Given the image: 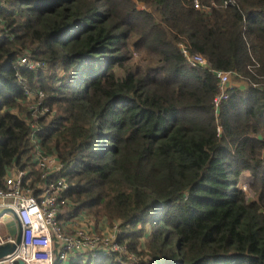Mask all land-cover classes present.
Listing matches in <instances>:
<instances>
[{
  "label": "trees",
  "instance_id": "1",
  "mask_svg": "<svg viewBox=\"0 0 264 264\" xmlns=\"http://www.w3.org/2000/svg\"><path fill=\"white\" fill-rule=\"evenodd\" d=\"M0 2V187L11 168L37 180L36 147L136 264H264V0ZM213 71L231 74L216 107Z\"/></svg>",
  "mask_w": 264,
  "mask_h": 264
},
{
  "label": "built area",
  "instance_id": "2",
  "mask_svg": "<svg viewBox=\"0 0 264 264\" xmlns=\"http://www.w3.org/2000/svg\"><path fill=\"white\" fill-rule=\"evenodd\" d=\"M2 6L0 2V8ZM192 6L196 10L200 9L197 0H193ZM177 47L190 68H209L205 57L189 53L182 44ZM18 65L29 71H35L39 66L38 63L24 57L19 59ZM212 73L218 88V94L213 99L216 107L230 86L231 74L222 71ZM24 96L27 107L34 115L41 105L42 94L33 95L24 90ZM46 112L45 108H41L40 115ZM31 128L30 139L33 141L37 128L35 125H31ZM32 152L31 163L37 180L31 181L25 171L11 168L3 177L0 187V212H12L21 230L19 244L11 254L0 259V264H15L16 260L23 264H65L66 261L70 263L98 256L115 255L116 260L121 257L128 260L129 256H133L117 242L116 223L110 226L105 224L96 232L93 222L82 213L77 214L78 217H73L71 224L69 221L61 222L63 212L67 210L69 214L73 213L75 207L64 196L68 185L63 178V167L53 155L44 154L36 147ZM6 243L14 244V236L0 239V245Z\"/></svg>",
  "mask_w": 264,
  "mask_h": 264
},
{
  "label": "rangeland",
  "instance_id": "3",
  "mask_svg": "<svg viewBox=\"0 0 264 264\" xmlns=\"http://www.w3.org/2000/svg\"><path fill=\"white\" fill-rule=\"evenodd\" d=\"M137 6H138V9H141V6H139V5H137ZM247 181H248L247 176L246 175H241L239 177V179H238V185L237 186H238V188H240L242 191H244L246 193L247 199L250 200L251 199V194L246 189V182ZM88 217H89V220L91 222H93V224H94V227H95L94 230L96 232H99V228L97 227V225H98L97 223H98L99 219H97V218H95L93 216H88ZM11 220H12V216L10 214H6L4 217L0 218V232L2 234L8 233V235L10 233V236L13 237L14 236V233L12 232V223H11ZM73 220L74 219L71 218V220L69 221V224L73 223ZM113 223H116V222H108V223H106V226L107 225L110 226ZM129 257L130 258H128V260L126 262L127 264H136V263L139 262V258L138 257H136L134 255L133 256H129ZM144 258L147 259L146 261H150L151 262V260H150L149 257L148 258L147 257H144ZM67 263H69V261H66L65 262V264H67ZM151 264H153V263L151 262Z\"/></svg>",
  "mask_w": 264,
  "mask_h": 264
},
{
  "label": "water",
  "instance_id": "4",
  "mask_svg": "<svg viewBox=\"0 0 264 264\" xmlns=\"http://www.w3.org/2000/svg\"><path fill=\"white\" fill-rule=\"evenodd\" d=\"M4 213H8L12 216V218L14 219L15 223H16V234L14 236V244H3V245H0V259L11 254L15 247L19 244V241H20V234H21V230H20V226L14 216V214L10 211H2L0 212V217L4 214ZM15 264H23L21 261L19 260H16L15 261Z\"/></svg>",
  "mask_w": 264,
  "mask_h": 264
},
{
  "label": "crops",
  "instance_id": "5",
  "mask_svg": "<svg viewBox=\"0 0 264 264\" xmlns=\"http://www.w3.org/2000/svg\"><path fill=\"white\" fill-rule=\"evenodd\" d=\"M64 214L62 215V217L60 218V220H61V222H68V221H70L71 220V218L73 219V217H78L77 216V213H70L69 214V212L66 210L65 212H63ZM8 214V213H7ZM79 214V213H78ZM6 214H4V216H5ZM74 215H76V216H74ZM4 216H1L0 218H2V217H4ZM11 223H12V232L14 233V236H15V234H16V223H15V221H14V219L12 218V220H11ZM99 224L97 225V227L99 228V230L101 229V228H103L104 226H105V224H106V222H104V221H99L98 222ZM7 237H12V236H10V233H9V235H8V233H5V234H2L1 232H0V239H2V240H4V239H6ZM68 264V263H67Z\"/></svg>",
  "mask_w": 264,
  "mask_h": 264
}]
</instances>
